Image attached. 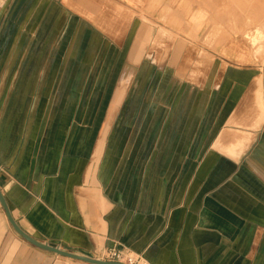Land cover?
I'll return each mask as SVG.
<instances>
[{
    "label": "crops",
    "instance_id": "0c3cea01",
    "mask_svg": "<svg viewBox=\"0 0 264 264\" xmlns=\"http://www.w3.org/2000/svg\"><path fill=\"white\" fill-rule=\"evenodd\" d=\"M105 1L135 9L187 40L198 30L194 16L205 17L204 31L211 18L233 14V0ZM137 48L129 56L133 64ZM91 62L112 59L99 52ZM0 79L10 75L2 72ZM244 92L226 90V124L233 134L222 133L208 151L195 153L189 168L184 166L192 152L180 167L162 172L151 167L153 151L130 152L110 168L108 135L100 133L113 122L97 123L79 106L60 123L49 119L44 131L39 120L27 129L24 105L10 103L17 92L1 88L0 189L13 219L42 243L101 261L108 250L124 249L151 264H264V120L254 125L253 110L239 104ZM258 109L264 119V105ZM223 145L225 153L218 151ZM134 156L145 165L132 163ZM0 264L87 263L25 241L0 203Z\"/></svg>",
    "mask_w": 264,
    "mask_h": 264
},
{
    "label": "rangeland",
    "instance_id": "374dc122",
    "mask_svg": "<svg viewBox=\"0 0 264 264\" xmlns=\"http://www.w3.org/2000/svg\"><path fill=\"white\" fill-rule=\"evenodd\" d=\"M120 6L105 0H0V77L10 75L0 79V89L17 92L10 103L24 105L27 129L39 120L44 131L49 119L60 123L79 106L97 123L113 122L100 133L108 135L110 168L130 152L153 151L151 167L163 172L180 167L192 152L184 166L189 168L195 153L208 151L220 134H233L226 124L227 89L245 88L239 104L253 110L255 126L263 122L264 0H233V14L211 18L204 31L205 17L194 16L198 30L188 40ZM100 50L111 64L91 62ZM223 147L218 151L225 153ZM139 157L132 163L142 167L146 161Z\"/></svg>",
    "mask_w": 264,
    "mask_h": 264
},
{
    "label": "water",
    "instance_id": "95a60500",
    "mask_svg": "<svg viewBox=\"0 0 264 264\" xmlns=\"http://www.w3.org/2000/svg\"><path fill=\"white\" fill-rule=\"evenodd\" d=\"M0 203L6 213V216L10 222V224L12 225V227L14 228V230L27 242H29L30 244L34 245L35 247L56 254L58 256L61 257H65L71 260H75V261H80L83 263H87V264H122V263H117V262H107V261H101L98 259H94L88 256H82V255H78L75 253H71L65 250L60 249L59 247H55L53 245H50L48 243H42L36 239H34L33 237L29 236L27 233H25L20 227L19 225L16 223V221L13 219L11 211L7 205V202L3 196V193L0 189Z\"/></svg>",
    "mask_w": 264,
    "mask_h": 264
},
{
    "label": "built area",
    "instance_id": "2783aa9c",
    "mask_svg": "<svg viewBox=\"0 0 264 264\" xmlns=\"http://www.w3.org/2000/svg\"><path fill=\"white\" fill-rule=\"evenodd\" d=\"M105 261L122 264H151L143 256L126 252L124 249L108 250Z\"/></svg>",
    "mask_w": 264,
    "mask_h": 264
},
{
    "label": "bare ground",
    "instance_id": "6f19581e",
    "mask_svg": "<svg viewBox=\"0 0 264 264\" xmlns=\"http://www.w3.org/2000/svg\"><path fill=\"white\" fill-rule=\"evenodd\" d=\"M91 5V4H90ZM112 28V27H111ZM113 30V29H112ZM261 98V97H260Z\"/></svg>",
    "mask_w": 264,
    "mask_h": 264
},
{
    "label": "flooded vegetation",
    "instance_id": "af4514ba",
    "mask_svg": "<svg viewBox=\"0 0 264 264\" xmlns=\"http://www.w3.org/2000/svg\"><path fill=\"white\" fill-rule=\"evenodd\" d=\"M100 53H101V50H100Z\"/></svg>",
    "mask_w": 264,
    "mask_h": 264
}]
</instances>
